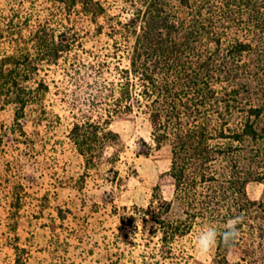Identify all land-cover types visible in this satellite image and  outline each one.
Returning <instances> with one entry per match:
<instances>
[{"label": "trees", "instance_id": "obj_1", "mask_svg": "<svg viewBox=\"0 0 264 264\" xmlns=\"http://www.w3.org/2000/svg\"><path fill=\"white\" fill-rule=\"evenodd\" d=\"M61 1L95 25L82 32L72 20L61 32H36L42 54L64 62L79 87L85 83L89 106H107L105 117L86 115L71 128L87 164H97L107 143L118 141L114 118L147 114L155 147L172 146L176 199L185 206L176 218L169 215L172 202L155 211V233L172 251L199 218H210L215 264H234L231 249L242 248L249 235L264 240V202L247 192L250 181L264 180V0H128V18L120 13L106 21L102 0ZM103 33L113 40L106 51L86 46L85 38ZM26 97L20 93L19 105L27 106ZM238 217V236L226 246L222 234Z\"/></svg>", "mask_w": 264, "mask_h": 264}, {"label": "rangeland", "instance_id": "obj_2", "mask_svg": "<svg viewBox=\"0 0 264 264\" xmlns=\"http://www.w3.org/2000/svg\"><path fill=\"white\" fill-rule=\"evenodd\" d=\"M102 1V21L130 16L128 0ZM72 20L82 32L95 30L89 16L72 14L61 0H0V264H215L218 242L207 254L196 246L202 231L215 229L210 218H199L172 251L154 231L155 211L172 202L176 218L185 206L176 199L172 146L155 147L147 114L114 118L118 141L107 143L97 164L78 150L74 122L105 117L107 106H89L85 83L79 87L64 62L42 54L36 33L61 32ZM85 39L99 52L113 42L107 33ZM20 93L27 106L19 105ZM247 192L264 202V180L250 181ZM259 242V234L249 235L228 259L264 264Z\"/></svg>", "mask_w": 264, "mask_h": 264}, {"label": "clouds", "instance_id": "obj_3", "mask_svg": "<svg viewBox=\"0 0 264 264\" xmlns=\"http://www.w3.org/2000/svg\"><path fill=\"white\" fill-rule=\"evenodd\" d=\"M241 218L230 220L226 229L222 234V242L228 246L230 240H234L238 236V229L236 225L240 223ZM217 242V231L214 228H208L201 232L197 239V249L200 254H207Z\"/></svg>", "mask_w": 264, "mask_h": 264}]
</instances>
